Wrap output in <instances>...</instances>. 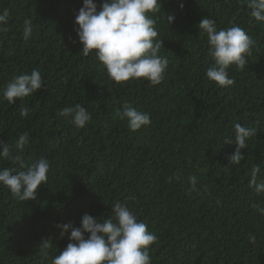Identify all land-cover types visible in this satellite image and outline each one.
<instances>
[{
	"label": "trees",
	"instance_id": "1",
	"mask_svg": "<svg viewBox=\"0 0 264 264\" xmlns=\"http://www.w3.org/2000/svg\"><path fill=\"white\" fill-rule=\"evenodd\" d=\"M82 6L83 0H0V12H9L8 31L0 33V140L13 145L27 132L23 158L50 163L36 199L19 201L0 185V264H52L71 233L61 236L57 224L79 227L85 213L107 218L116 201L157 235L151 264H264V216L253 207H264V194L248 186L255 165L258 181L264 178V22L250 16L246 0H163L153 18L164 45L159 54L168 59L164 81L116 83L94 52H81L74 20ZM206 16L218 29L234 23L256 41L245 69H228L233 86L206 77L214 63L198 28ZM26 19L34 27L28 41ZM33 69L46 88L8 104L6 84ZM76 104L92 115L84 128L57 115ZM125 104L147 112L151 124L130 131L117 115ZM234 123L257 128L238 165L228 160ZM15 167L0 159V169ZM45 239L52 244L46 255Z\"/></svg>",
	"mask_w": 264,
	"mask_h": 264
},
{
	"label": "clouds",
	"instance_id": "2",
	"mask_svg": "<svg viewBox=\"0 0 264 264\" xmlns=\"http://www.w3.org/2000/svg\"><path fill=\"white\" fill-rule=\"evenodd\" d=\"M163 0H83V6L75 15L74 26L79 42L83 45L85 56L93 53L106 68L108 76L116 83L145 79L152 86L159 85L165 79L168 68L167 57L161 56L163 40L158 39L155 14L161 12ZM250 16L256 22H264V0H246ZM179 7L183 9L181 2ZM99 9V10H98ZM9 12H0V33L8 31ZM175 20L174 15L167 16L168 24ZM199 32L206 35L208 54L214 63L207 68L206 77L220 87L235 84L229 77L230 66L243 71L252 56L256 41L236 24L218 29L216 22L204 17L198 23ZM31 19L24 21L23 39L28 41L33 35ZM164 46V45H163ZM46 88L41 72L33 69L31 73L13 76L2 90V98L8 104L32 96L37 90ZM21 116L28 115V109L21 110ZM58 117L64 118L77 128H84L92 120L91 113L81 104L66 106L59 110ZM119 119L127 121L130 131H138L151 124L150 115L128 104L123 111H118ZM235 133V151L228 156L230 164L238 165L247 148V140L255 135L257 128L233 124ZM233 143L225 139V144ZM29 146V134L19 135L13 145L0 140V159L12 162L15 168L0 169V185L8 188L11 195L19 201L37 198L41 184H47L50 170L49 161L41 157L34 162H27L22 153ZM15 149V151H14ZM261 172L257 164L251 169L248 186L259 196L264 194V178L259 181ZM171 177L169 181L171 182ZM192 189H196L197 178L189 177ZM112 215L100 219L88 213L83 214L79 227L71 223L57 224L61 236L71 229L69 242L52 258V264H151L149 248L158 237L139 220L137 214L125 203L116 201L112 205ZM254 208L264 216V207L254 204ZM255 236L249 241L255 243ZM41 250L52 247L48 239L42 241Z\"/></svg>",
	"mask_w": 264,
	"mask_h": 264
}]
</instances>
